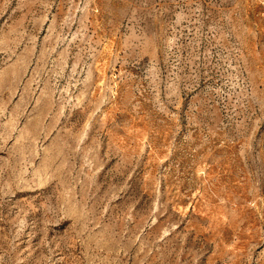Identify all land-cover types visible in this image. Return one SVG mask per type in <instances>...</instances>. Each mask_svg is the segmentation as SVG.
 Listing matches in <instances>:
<instances>
[{
  "label": "rangeland",
  "instance_id": "obj_1",
  "mask_svg": "<svg viewBox=\"0 0 264 264\" xmlns=\"http://www.w3.org/2000/svg\"><path fill=\"white\" fill-rule=\"evenodd\" d=\"M0 264H264V0H0Z\"/></svg>",
  "mask_w": 264,
  "mask_h": 264
}]
</instances>
